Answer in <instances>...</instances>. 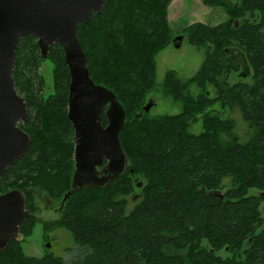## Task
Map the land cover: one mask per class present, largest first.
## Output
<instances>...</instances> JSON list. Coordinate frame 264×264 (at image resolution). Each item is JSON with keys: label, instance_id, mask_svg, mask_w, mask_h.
I'll list each match as a JSON object with an SVG mask.
<instances>
[{"label": "trees", "instance_id": "1", "mask_svg": "<svg viewBox=\"0 0 264 264\" xmlns=\"http://www.w3.org/2000/svg\"><path fill=\"white\" fill-rule=\"evenodd\" d=\"M169 1L107 0L101 13L77 27L90 78L112 91L126 114L119 133L126 166L104 186L71 189L74 130L67 118L70 79L62 48L53 44L42 58L34 37L20 39L12 78L27 104L28 118L19 126L30 145L0 176V195L23 192L31 213L20 226L24 238L38 221L34 193L60 200V217L53 223L83 251L66 263L52 253L27 256L21 242L12 241L0 251V264H264L259 211L264 200V0H202L224 7L228 19L188 26L190 45L213 48L190 81L165 72L161 91L181 111L148 117L141 103L154 85L153 56L171 40L164 12ZM231 49L245 57L250 84L229 83L239 70ZM46 59L53 63L48 95L40 70ZM191 83L202 89L196 97L188 89ZM208 85L213 98L205 91ZM215 104L238 111L243 139L234 132L233 119L209 109ZM199 116L201 132L190 133ZM101 124H107L104 114ZM135 188H140L139 201L126 212L125 197ZM251 189L257 193L248 194ZM219 250L229 255L223 258Z\"/></svg>", "mask_w": 264, "mask_h": 264}, {"label": "water", "instance_id": "2", "mask_svg": "<svg viewBox=\"0 0 264 264\" xmlns=\"http://www.w3.org/2000/svg\"><path fill=\"white\" fill-rule=\"evenodd\" d=\"M107 0H0V176L30 145L19 124L28 118L27 104L15 88L12 73L22 37L37 40L41 57L58 44L69 71L67 118L74 130L72 189L103 186L118 177L126 165L119 133L124 128L123 106L108 88L94 83L88 60L77 37V27L101 13ZM181 38H174L178 47ZM235 52L229 50L230 55ZM151 100L143 107L148 112ZM104 114L107 124H101ZM105 162V163H104ZM70 194L67 193L62 201ZM219 193L216 192V195ZM31 215L19 189L0 195V251L21 242L20 226Z\"/></svg>", "mask_w": 264, "mask_h": 264}, {"label": "rangeland", "instance_id": "3", "mask_svg": "<svg viewBox=\"0 0 264 264\" xmlns=\"http://www.w3.org/2000/svg\"><path fill=\"white\" fill-rule=\"evenodd\" d=\"M164 12L166 14L168 32L171 40L164 49L159 50L153 56L154 85L145 94L141 103V110L143 111V107L151 100L152 106L149 111H143L148 117L175 115L181 111L180 104L174 102L161 91V84L165 72L167 70H173L179 79L188 82L190 81L189 79L197 74L206 59L207 52L213 48L211 45H206L201 48L190 45L187 42L185 32L188 26L197 22L208 26H215L228 19L224 7L204 5L202 0H170ZM123 38L125 39V36L123 37L122 35L121 39ZM174 38H181L178 47L172 42ZM132 41L133 37L127 43L130 44ZM232 57L239 63V70L230 74L229 83L232 84L242 81L250 84L252 82L251 71L246 64L245 57L239 51L232 52ZM52 69L53 63L51 60L46 59L42 62L40 70L46 83L45 95L52 92ZM188 89L194 97L202 92V89L196 87L193 83L188 86ZM205 89L208 96L213 98L214 88L208 85ZM209 109L213 110L222 119H233L235 121L234 132L242 139L245 137V124L242 122L237 110L229 111L227 108H222L218 104L211 106ZM201 130L202 120L199 116L196 122L190 124L188 131L193 134H198ZM72 160L74 164V157ZM130 172L132 173L133 171L130 170ZM32 190L35 191L34 189ZM36 190L38 189L36 188ZM139 191L140 188H135L133 194L125 197L127 202L126 212L130 211L139 201ZM256 193L254 189L248 192V194ZM47 200H51V203H47ZM59 203L60 200L51 199L44 192L36 191L34 193L33 211L38 221L34 225L31 234L21 241L22 251L25 255L40 258L47 253H52L62 257L66 263H72L82 253L83 250L73 242L71 235L63 227L53 223L60 217V212L58 213L56 210ZM259 211L264 221V200L259 205ZM48 223L52 225L47 226ZM216 254L223 258L229 255L225 250H219Z\"/></svg>", "mask_w": 264, "mask_h": 264}, {"label": "flooded vegetation", "instance_id": "4", "mask_svg": "<svg viewBox=\"0 0 264 264\" xmlns=\"http://www.w3.org/2000/svg\"><path fill=\"white\" fill-rule=\"evenodd\" d=\"M24 131V130H23ZM105 163V162H104ZM28 191H30V189H28ZM26 199V198H25ZM47 203H51V200H47ZM26 204H27V200H26ZM35 204V203H34ZM56 210H57V212L59 213L60 212V206H58L57 208H56ZM35 215V214H34Z\"/></svg>", "mask_w": 264, "mask_h": 264}, {"label": "bare ground", "instance_id": "5", "mask_svg": "<svg viewBox=\"0 0 264 264\" xmlns=\"http://www.w3.org/2000/svg\"><path fill=\"white\" fill-rule=\"evenodd\" d=\"M245 61H246V60H245ZM246 64H247V62H246ZM247 66H248V64H247ZM248 68H249V67H248ZM249 69H250V68H249ZM73 169H74V167H73ZM72 173H73V171H72ZM71 179H72V176H71ZM107 183H108V182H107ZM107 183H106V184H107ZM104 185H105V184H104ZM104 185H103V186H104ZM95 187H96V186H95ZM85 188H92V187H85ZM71 189H72V188H71ZM81 189H82V188H81ZM72 190H76V189H72ZM216 192H218V191H216ZM216 192H215V194H216ZM67 193H69V192H67ZM67 193H66V194H67ZM66 194H65V195H66ZM65 195H64V196H65ZM68 196H69V195H68ZM62 200H63V199H62Z\"/></svg>", "mask_w": 264, "mask_h": 264}]
</instances>
